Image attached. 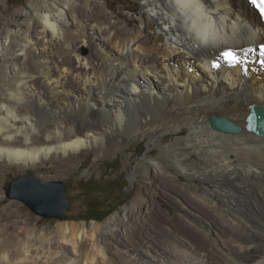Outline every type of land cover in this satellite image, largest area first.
Instances as JSON below:
<instances>
[{"label":"bare ground","instance_id":"1","mask_svg":"<svg viewBox=\"0 0 264 264\" xmlns=\"http://www.w3.org/2000/svg\"><path fill=\"white\" fill-rule=\"evenodd\" d=\"M136 1L143 25L137 27L129 18L121 28L119 21L110 22L98 0H79L87 15L82 14L86 19L78 22L80 32L71 37L83 35L81 42L91 44L92 50L90 58L76 54L75 64L67 51L68 59L34 41L43 37L60 46L62 12L36 11L35 39L20 34L23 45L0 66V161L29 165L54 151L96 146L109 151L119 134L127 137L132 132L142 136L158 132L159 143L167 134H176L163 151L177 164L199 155L198 163H205L199 179L210 184L206 190L194 182L192 166L190 183L181 187L164 173L167 168L159 164L161 160L146 163L171 195L183 190L181 199L202 211L208 229L187 219L178 221L174 215L166 217L149 204L145 216L128 207L123 218L106 221L114 225L108 226L106 236L126 238L127 249L133 252L126 264H264V137L245 128L251 105L264 106V66L246 60L238 67L212 66L224 47L244 52L261 43L264 24L245 0H203L215 39L202 45L186 33L187 17L170 0ZM24 50L30 57L25 66L19 63ZM139 77L149 84H141ZM215 114L242 131L213 129L210 118ZM41 137L47 143L43 147L37 144ZM186 167L176 165L182 172ZM147 182L138 189L139 202L149 190ZM189 188L201 193L191 195ZM100 226L94 224L90 236L77 234L75 224L69 231L60 226L55 240L60 244L58 256H52L49 247H34L28 238L24 255L4 253L0 264H124L113 258L108 246L99 248ZM209 228L221 230L230 243L217 246ZM71 251L76 258L67 256ZM136 257L142 259L133 263Z\"/></svg>","mask_w":264,"mask_h":264},{"label":"rangeland","instance_id":"2","mask_svg":"<svg viewBox=\"0 0 264 264\" xmlns=\"http://www.w3.org/2000/svg\"><path fill=\"white\" fill-rule=\"evenodd\" d=\"M98 1L102 4L104 13L110 15L111 23L119 21L121 28H124L127 20L132 18L136 21L137 27L143 25L139 18L142 9L138 1ZM76 5H79L78 8H76ZM80 7L79 0H0V66L6 60H10L23 45V38L20 34H28L35 39V35L32 34L35 32V27L38 26L35 17L36 11L45 8H51L53 11H60L63 14L60 20L62 29H60L58 38L60 46L56 43H49L48 39L40 36L42 38L34 40L38 47L47 45L57 51L56 55L64 57H66L65 51H67L68 56L71 58V64H75L74 56L76 54L90 58L92 45L88 44V42H81L84 36L79 35L75 39L71 37V35L80 32L78 22L86 19L84 15H87V13H85V10L82 12ZM64 9L68 11L67 14H65ZM82 14L84 15L82 16ZM87 40L90 42V37ZM24 49H26V46ZM31 52H34V50ZM22 54L23 57L19 63L24 66L28 65L30 57H28L25 50ZM69 57H66V59ZM139 82L144 85L149 84L148 81V83L144 82L140 77ZM97 103L100 104L98 100ZM98 104L96 107L92 106L91 110L93 112L97 111L95 109H97ZM158 134V132L147 133L142 136L139 133L134 135L132 132L127 137L119 134L117 137L118 142L112 145L109 151H106L103 146L83 148L77 152L67 151L66 153H61L54 151L47 157L29 165L0 161V258L4 253H8L11 257L24 255V243L28 238H30L29 244L34 247L39 245L40 249L49 247L51 255L58 256L60 253L55 251L59 250L60 244L55 240L60 226L63 230L69 231L70 224H75L78 226L77 234L82 232L86 236H90L92 233L91 227L94 224H100L106 226V228L100 226L99 248L108 246L113 258L126 264L131 259L130 255L133 252L127 249L125 237L108 238L106 236V234H109V227H114V225H107L106 223L112 222L114 218H123L128 207L137 210L139 215L145 216L148 212L149 204H154L166 217L174 215L178 221L183 222V219H187L208 229V220L204 217L202 211L195 206L193 208L186 200L181 199V197L184 198L181 195L183 190L180 189V192L171 195L167 189L160 185L158 177L154 175L153 168L149 167L146 162L152 158L161 160L162 163L159 164L167 168L164 173L173 177L175 184L181 187H185L190 183L191 176H188V167L192 166L190 170L196 173L193 180L196 184L198 183L201 190H206L210 186L207 181L202 183V180L199 179L201 175L198 173H202L201 166L205 163H198L199 155L195 154L191 156L189 163H178L182 164L183 167L187 166L184 172L179 171L176 168L178 164L173 163L171 157L163 151L164 147L173 142L178 135L169 133L164 141L159 143L156 140ZM37 142L40 147L47 145L43 137L39 138V141L37 139ZM141 167L143 170L137 172ZM22 174H32L41 181H61L67 187L66 196L71 205V209L67 211V218L59 220L40 217L30 211L22 202L8 198L5 193L8 183L16 176ZM146 177L150 180H146ZM143 182H147L148 185H145V187L149 190L143 194V198H141L143 202H139L136 198L139 193L138 189L143 185ZM150 183L153 185L151 188L149 187ZM225 184L238 190L228 181ZM187 190L191 195L201 193L200 190L196 191V188ZM168 195L172 196L171 199H169ZM91 202L101 204L103 209L110 205H115V209L102 220L86 219L82 216V213ZM142 207H144L143 211H141ZM101 213L102 211H99L98 208L92 207L88 211V217L98 216ZM209 229L208 231L212 235L211 238L214 239L217 246L223 247L230 243L221 230ZM119 232L122 235L123 228L119 229ZM76 237L75 240H77ZM82 238H84V235ZM201 239L203 240L204 237L201 236ZM32 248L30 247L31 254L33 252ZM67 256L74 259L76 258V253L71 251L67 253ZM140 259L142 258L136 257L133 263L140 261Z\"/></svg>","mask_w":264,"mask_h":264},{"label":"water","instance_id":"3","mask_svg":"<svg viewBox=\"0 0 264 264\" xmlns=\"http://www.w3.org/2000/svg\"><path fill=\"white\" fill-rule=\"evenodd\" d=\"M213 129L223 133H239L242 127L228 118L213 115L210 118ZM245 128L264 137V106L251 105ZM67 187L59 180L41 181L32 174H22L13 178L5 189L6 196L22 202L34 214L44 218L64 220L71 209Z\"/></svg>","mask_w":264,"mask_h":264},{"label":"clouds","instance_id":"4","mask_svg":"<svg viewBox=\"0 0 264 264\" xmlns=\"http://www.w3.org/2000/svg\"><path fill=\"white\" fill-rule=\"evenodd\" d=\"M176 11L187 17L186 33L196 42L202 45L215 39L211 31V20L206 13L207 6L203 0H192L190 3L175 4ZM201 20H207L208 24H202Z\"/></svg>","mask_w":264,"mask_h":264},{"label":"trees","instance_id":"5","mask_svg":"<svg viewBox=\"0 0 264 264\" xmlns=\"http://www.w3.org/2000/svg\"><path fill=\"white\" fill-rule=\"evenodd\" d=\"M98 208L99 211H102V213L98 216H89L88 217V211L92 208ZM101 208V209H100ZM115 209V205H110L107 208L103 209V206H101V204L96 203V202H91L86 209L84 210V212L82 213V216H84V218L86 219H97V220H102L104 219L106 216H108L113 210Z\"/></svg>","mask_w":264,"mask_h":264},{"label":"snow or ice","instance_id":"6","mask_svg":"<svg viewBox=\"0 0 264 264\" xmlns=\"http://www.w3.org/2000/svg\"><path fill=\"white\" fill-rule=\"evenodd\" d=\"M190 2H192V0H170L171 6H175V4L177 3H190ZM49 27H51V25H49ZM223 55L228 57L229 60L232 61V64H231L232 67H235L237 64L240 63L237 53L232 49L224 51ZM217 66L218 65L213 64V67H217Z\"/></svg>","mask_w":264,"mask_h":264}]
</instances>
